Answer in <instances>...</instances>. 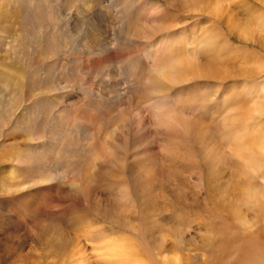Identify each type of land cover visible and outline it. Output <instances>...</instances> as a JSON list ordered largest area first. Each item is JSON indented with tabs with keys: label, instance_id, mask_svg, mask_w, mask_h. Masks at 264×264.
Returning a JSON list of instances; mask_svg holds the SVG:
<instances>
[{
	"label": "rangeland",
	"instance_id": "obj_1",
	"mask_svg": "<svg viewBox=\"0 0 264 264\" xmlns=\"http://www.w3.org/2000/svg\"><path fill=\"white\" fill-rule=\"evenodd\" d=\"M217 2L218 19L181 0H0V264H116L109 241L143 264L264 247V152L257 170L234 154L264 121L226 125L264 100V0ZM208 38L223 78L202 67ZM185 54L194 74L152 77Z\"/></svg>",
	"mask_w": 264,
	"mask_h": 264
},
{
	"label": "bare ground",
	"instance_id": "obj_2",
	"mask_svg": "<svg viewBox=\"0 0 264 264\" xmlns=\"http://www.w3.org/2000/svg\"><path fill=\"white\" fill-rule=\"evenodd\" d=\"M182 2H183V6H185V5H187L189 8L188 9H191L190 11H194L195 12V10H201V9H203V11H204V8L205 7H207V10H208V13H209V15H212V17H217V18H215V19H218V17H220V15L222 14V8H221V5L219 4V6H218V2H217V0H181ZM186 9V8H185ZM206 9V8H205ZM146 10V9H145ZM151 9H149V11H150ZM147 11V10H146ZM148 11V12H149ZM143 13V12H142ZM149 14V13H148ZM135 15V14H134ZM131 16H132V14H131ZM145 16H146V13H145ZM148 16V15H147ZM146 16V17H147ZM136 17V16H135ZM134 17V18H135ZM145 17V18H146ZM147 19V18H146ZM153 19H155V18H153ZM212 19H214V18H212ZM28 21H30V20H28ZM136 21V20H135ZM152 21H154V20H152ZM218 21V20H217ZM262 21V20H261ZM226 22H230V20L228 19V21H226ZM131 23H132V27L134 28L135 27V23L136 22H134L133 21V16H132V20H131ZM154 23V22H153ZM235 23V22H234ZM258 23V22H257ZM261 23V22H260ZM259 23V24H260ZM262 23H264L263 21H262ZM230 24H232V23H230ZM237 25V24H236ZM233 26V25H232ZM158 27V26H157ZM167 27V26H166ZM233 27H235L236 28V26L234 25ZM159 28V27H158ZM157 28V29H158ZM240 28V27H239ZM247 31H248V29L246 28V27H244ZM131 29V28H130ZM241 29V31L242 32H244V30L245 29H242V28H240ZM245 30V31H246ZM139 31V30H138ZM157 30H155V32H156ZM214 32H216V31H214ZM214 32L212 33L213 35H214ZM241 32V33H242ZM249 32V31H248ZM248 32H244V33H247L248 34ZM140 34V33H139ZM212 35V36H213ZM147 36V35H146ZM171 36V35H170ZM214 36H216V35H214ZM140 37V36H139ZM175 37V36H174ZM152 38V37H151ZM213 38V37H212ZM217 38H214V40H216ZM208 40H210V42H212V49H213V51H214V53L213 54H215V55H211L210 57L212 58V65H211V63H208L207 64V66H205V64L202 66L203 67V69L206 71L205 72V74H211L213 77H216L217 76V72L218 71H216L217 69H220L221 71H223V73L222 74H219V77H217L218 79L220 78V76L222 77V76H226L227 74H229V73H231V72H229L228 73V69H229V67L230 66H232L231 64H230V66H229V61H230V59H224V60H222L223 58H217V53L216 52H218L217 50L218 49H216L215 48V45H214V43H213V41H211V39L210 38H208L207 39V42H208ZM247 40V39H246ZM48 41V40H47ZM146 41V40H145ZM226 43V42H225ZM48 44V43H47ZM146 44V43H145ZM183 45H184V43H183ZM207 45V44H206ZM45 46V45H44ZM57 46V45H56ZM208 46V45H207ZM206 46V47H207ZM209 46H210V44H209ZM209 46H208V48H209ZM47 47V46H46ZM186 47V46H185ZM217 47V46H216ZM230 47V46H229ZM168 48H170V47H168ZM210 50H211V47L209 48ZM147 50V49H146ZM173 51V50H172ZM236 51V50H235ZM171 52V51H170ZM219 53V52H218ZM191 54V53H190ZM154 55V54H153ZM182 55V54H181ZM186 55V54H185ZM231 55V53H229V54H226V56H230ZM151 56V55H150ZM178 57V56H177ZM184 57V56H183ZM185 57H186V59H185ZM184 57V61H182V62H180V63H178L177 61H176V57H175V61H176V63H177V65H169L168 64V66H166V67H163V68H165V70L164 69H159V70H157L156 72L154 71V73H155V75H156V73L158 74V75H162V73H166V72H168V71H172V72H174V74H173V76L175 75H179V76H183L184 78H188V76H190V75H192V74H194L195 72L193 71V69L191 68V66L193 67V64H191V60L190 59H188L187 58V55ZM192 57V56H191ZM233 57V56H232ZM180 58V57H179ZM225 58H227V57H225ZM172 59V58H171ZM183 59V58H182ZM192 59V58H191ZM194 59V58H193ZM207 59H209V58H207ZM233 59V58H232ZM167 61L168 60H166V63H167ZM173 61V60H172ZM170 62H171V60H170ZM170 62H168V63H170ZM211 62V61H210ZM165 62H163V64H164ZM172 64V63H171ZM167 65V64H166ZM211 65V66H210ZM163 66V65H162ZM258 66V65H257ZM198 67V66H197ZM233 67V66H232ZM160 68H162V67H160ZM231 68V67H230ZM258 68H261V66H258ZM192 69V70H191ZM247 69V68H246ZM164 70V71H163ZM258 70H260V69H258ZM229 71H230V69H229ZM251 71V70H250ZM169 73V72H168ZM167 73V74H168ZM143 74V73H142ZM167 74H164V76L163 77H170L169 75H167ZM250 74V73H249ZM155 75H153L152 77L153 78H156L157 79V75L155 76ZM171 75V74H170ZM210 75V76H211ZM231 75V74H230ZM230 75H228L229 77H230ZM155 76V77H154ZM172 76V75H171ZM2 77V76H1ZM0 77V78H1ZM160 77V76H159ZM162 77V76H161ZM7 78L8 77H6V80H7ZM172 78V77H171ZM223 78V77H222ZM245 78H247V77H245ZM161 79V78H160ZM183 79V78H182ZM248 79V78H247ZM0 80H2V79H0ZM8 80H9V78H8ZM152 80H154V79H152ZM151 80V81H152ZM172 80V79H171ZM241 80V79H240ZM4 81V80H3ZM214 81H216V80H214ZM8 81H4V83H7ZM166 82V81H165ZM169 82V81H168ZM249 82V81H248ZM179 83V82H178ZM177 83V84H178ZM217 83V82H216ZM3 84V83H2ZM174 84V83H173ZM173 84H171V85H173ZM247 84V83H246ZM5 85V86H4ZM2 87L4 88V90H5V88L6 87H8V85H9V83H7V85L6 84H4ZM170 85V86H171ZM175 85V84H174ZM241 85H242V83H241ZM249 86V85H248ZM247 86V87H248ZM2 87H0V89H2ZM10 87V86H9ZM155 87V86H154ZM166 87H168V86H166ZM235 88H237V87H235ZM240 88H242V87H239V89ZM244 88H246V87H244ZM13 89V88H12ZM161 89V88H160ZM162 89H164V88H162ZM247 89V88H246ZM3 90V89H2ZM9 90V89H8ZM8 90H5V91H8ZM241 90V89H240ZM258 90H260V89H258ZM254 91V90H253ZM261 91H263V90H261ZM260 91V93L259 94H261L262 92ZM1 92V91H0ZM2 92H4V91H2ZM233 92H235V91H233ZM232 92V93H233ZM241 92V91H240ZM214 93H216V92H214ZM229 93V92H228ZM243 93V92H242ZM251 93V92H250ZM187 94V93H186ZM234 94V93H233ZM239 94V93H238ZM174 95V94H173ZM176 95V94H175ZM188 95V94H187ZM235 95H236V92H235ZM244 95H245V93H244ZM250 95V94H249ZM251 95H253V94H251ZM225 96V95H224ZM229 95L227 94V97H228ZM239 96V95H238ZM225 98V97H224ZM233 98V97H232ZM235 98V97H234ZM237 98V97H236ZM235 98V99H236ZM7 99V98H6ZM153 100V99H152ZM184 100H186V99H184ZM189 100V99H188ZM224 100V99H223ZM228 100V99H227ZM2 101V100H1ZM243 101V100H242ZM152 102V101H151ZM226 102V101H225ZM230 102V101H229ZM251 102H252V100H251ZM254 102V101H253ZM252 102V103H253ZM3 103H5V101L3 100ZM3 103H1L2 105H3ZM193 103V102H192ZM218 103V102H217ZM222 103V102H221ZM220 103V104H221ZM224 103V102H223ZM236 103V102H235ZM252 103H251V105L249 106V108H253V109H250L248 112H246V114H244V115H241V116H239V115H237V116H232V115H230L229 116V118L226 120V125L228 126V130H232V129H234L235 128V126L236 125H238V123H248V122H250L251 120H255L256 119V122L255 123H257V122H259V121H264V118H262L263 116H264V100H257L256 99V101L253 103V105H252ZM151 104V103H150ZM191 104V103H190ZM213 104V103H212ZM234 105V103H231L230 105ZM203 105V104H202ZM205 105V106H204ZM203 106H204V109H205V107L206 106H208V105H206V104H204ZM218 105V104H217ZM222 105V104H221ZM195 106V105H194ZM213 106V105H212ZM211 106V107H212ZM248 106V105H247ZM246 106V107H247ZM192 107V106H191ZM210 107V108H211ZM214 107V106H213ZM224 107H226V106H224ZM165 108V107H164ZM194 108H196V106L194 107ZM219 108V107H218ZM203 109V110H204ZM206 109H209L208 107L206 108ZM225 109V108H224ZM202 110V111H203ZM211 110V109H210ZM209 110V111H210ZM227 110V109H226ZM232 110V109H231ZM241 110V109H240ZM189 111V110H188ZM205 111V110H204ZM203 111V112H204ZM208 111V110H207ZM206 111V112H207ZM230 111V110H229ZM235 111V110H234ZM0 112H1V110H0ZM161 112V111H160ZM202 112V113H203ZM211 113V112H210ZM203 114H205V113H203ZM193 115V114H192ZM206 115V114H205ZM190 116V115H189ZM171 117V116H170ZM192 117V116H191ZM189 118V117H188ZM197 118L198 117H194V123H195V120H196V123L198 124L199 123V120H197ZM200 118V117H199ZM209 118V117H208ZM212 118V117H211ZM211 118H209V119H211ZM162 119V118H161ZM205 119V118H204ZM213 119V118H212ZM206 120V119H205ZM205 120L203 121V124L201 125V126H203V125H205L204 124V122H205ZM174 122V121H173ZM212 122H214L213 120H212ZM191 123H192V121H191ZM211 124V123H210ZM208 125V126H206V131L209 133V134H214V131L217 129V124H211V125ZM188 126V125H187ZM190 127V126H189ZM241 129H242V126L240 127ZM190 130V129H189ZM196 131V130H195ZM240 132V131H239ZM227 133V132H226ZM245 136L246 137H248V134L247 133H245ZM263 137L264 136H258V139L257 138H255V139H257L258 140V142H252V143H250V142H248V144H249V150H247L246 149V147H245V145H241V143H238V141L237 140H242V138H241V136H232V139H234V140H236L237 141V145H236V147L237 148H239V149H241L242 150V154H238V152L235 150V152H234V154L239 158V160L241 161V163H243L244 164V162L246 161V163H245V168L247 169V170H257L258 169V165H259V158H260V156L262 155V153L264 152V144L262 145V146H258L259 145V142H260V139L261 140H264L263 139ZM245 137L243 136V139H244ZM245 142H247V141H245ZM234 143V142H233ZM243 144V143H242ZM246 150V151H245ZM156 171V170H155ZM162 171V170H161ZM164 171V170H163ZM168 171H167V169H166V172H165V174L167 173ZM169 173V172H168ZM255 173L257 174V172L255 171ZM160 174L159 173H157V172H155L154 173V181H156L157 180V178H159L160 176H159ZM162 175V174H161ZM167 176H168V174H167ZM165 178H166V175H165ZM161 179V178H160ZM159 179V180H160ZM166 181V180H165ZM158 182H160V181H158ZM161 182H162V180H161ZM164 182V181H163ZM152 184V183H151ZM149 186H150V184H149ZM151 188V187H150ZM258 191V190H257ZM256 190H253V191H248L247 192V194H246V202L247 203H252V204H255V206H257L259 209H262V204H263V200H262V194L260 193V192H257ZM244 198V197H243ZM245 199V198H244ZM254 207V206H253ZM255 210H256V208H255ZM220 228V227H219ZM224 228V227H223ZM222 230V229H221ZM225 230V229H224ZM217 231V230H216ZM221 234V233H220ZM219 234V235H220ZM224 235V234H223ZM227 240V239H226ZM222 243V242H221ZM250 244H251V251H247L246 249H248V247L250 246ZM215 245H216V243H215ZM221 245V244H220ZM237 245V244H236ZM217 247H219V246H217ZM223 250L221 249V251L219 252V254H220V256H219V260H224V258L228 255V253H229V251L228 250H225V251H223ZM239 253H240V261H239V264H264V247L262 246V245H260L259 243H258V241H255V240H252V239H248L247 238V240H245L244 242H241V245H240V247H239V249L237 250ZM107 254H108V256H110L111 257V259H109L110 260V262L112 263V262H114V263H116V264H143L142 262H141V260H139L138 258H136L135 257V255H133V252H132V250L129 248V247H127V245H123L122 243H118V242H114V241H109L108 243H107ZM230 256V255H229ZM174 257V256H173ZM229 258H231V257H229ZM108 260V259H107ZM108 260V261H109ZM171 260L175 263L176 261H175V258H171ZM176 260H177V258H176Z\"/></svg>",
	"mask_w": 264,
	"mask_h": 264
}]
</instances>
